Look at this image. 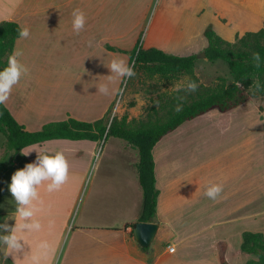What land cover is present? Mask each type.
Masks as SVG:
<instances>
[{
  "label": "crops",
  "instance_id": "crops-1",
  "mask_svg": "<svg viewBox=\"0 0 264 264\" xmlns=\"http://www.w3.org/2000/svg\"><path fill=\"white\" fill-rule=\"evenodd\" d=\"M134 1L0 0V21L15 20L30 30V36L18 37L14 47L23 52L19 58L23 64L44 55L59 60L69 53V48L70 51L74 48L71 23L74 9L85 13L86 24L98 25L99 38H106L107 24L124 22L123 15L117 12L122 13L129 5H139V0ZM185 1L167 0V5L178 7ZM244 7L263 14L259 25L262 28L264 12L250 3ZM222 30H217L222 38L235 41L237 36H228ZM208 44L206 37L202 48ZM102 49L104 62L100 59L96 66L99 72L101 69L106 72V54L114 51ZM123 54L126 53L113 56L122 57L129 64L130 57ZM60 65L58 68L62 69L70 66L64 62ZM105 76L106 73L101 80L99 74L95 90L87 92L88 98L79 109H60L56 100L42 104L37 98L42 78L32 73L13 88L5 105L30 131L68 117L94 121L109 110L107 96L96 87ZM64 80H50L54 94H62L63 87H75V83ZM139 105L140 102L133 109L123 107L132 111L127 113L128 119L145 115L137 108ZM5 139L0 131V151ZM107 141L52 139L24 147L22 150L32 149L27 156L22 150L16 155L15 165L4 172L0 182V213L5 214L2 224L15 225L12 217L16 215V204L8 190L11 176L34 162L37 151L63 152L69 165V178L58 191L48 193L44 186L38 189L41 203L35 218L42 227L26 234V244L17 253L15 264H31L33 254L40 257L39 264H247L257 259L256 255L243 252L241 245L245 231L264 233V98L249 99L227 111L211 109L182 123L156 143L153 154L158 205L153 221L159 224V229L147 250L125 228L126 224L138 221L143 201L137 168L139 153L125 140L122 148L129 158L120 166V181L114 187L127 196L132 219L112 236H108L109 229L91 225L106 222V204L101 199L107 185L98 163ZM209 182L223 186L216 200L204 195ZM81 188L84 195L77 209ZM67 233L69 251L67 255H59ZM41 242H46L47 247L40 248ZM170 245L174 247L172 252L168 249ZM8 257L13 260L12 255ZM5 259L3 255L0 264Z\"/></svg>",
  "mask_w": 264,
  "mask_h": 264
},
{
  "label": "rangeland",
  "instance_id": "rangeland-1",
  "mask_svg": "<svg viewBox=\"0 0 264 264\" xmlns=\"http://www.w3.org/2000/svg\"><path fill=\"white\" fill-rule=\"evenodd\" d=\"M134 2L132 0L131 3ZM138 2L139 5H129L123 8L122 13L117 12V14L123 15L124 22L108 23L106 38H99L97 24H85L79 34H74L73 51H70L69 48V53L59 60L55 59L56 56L51 55L37 56V61L25 60L24 64L29 69L35 67L33 72L29 70V73L37 74V77L42 78L41 87L37 90V98L42 100V104L49 100H56L60 109H79L82 106L81 102L88 98L87 92L95 90V83L100 80L99 74L101 80L105 73L106 75L110 74L108 68L106 72L103 69L99 72V68L96 66L99 65L100 59L101 63L104 62L102 57L105 52L102 48H106L107 44L129 51L138 45L142 48L156 47L177 55L195 54L198 58L194 74L199 83L214 85L217 84L220 77L225 78L229 83L232 78L226 62L221 59L212 61L206 57H200L206 48H202V43L206 41L205 32L208 28H212L218 34L217 30L223 31L224 28L226 35L240 37L247 31L259 30L260 16L263 17V14L250 11L244 5L250 3L257 10L264 12V0H240L239 2L233 0H186L178 7L168 6L167 0H139ZM263 22L264 19H262ZM47 49L45 48V50ZM114 52H107L105 64L115 57L114 54L121 53ZM123 55L129 56L128 53ZM63 62L66 66L68 64L70 66L66 67L67 69L58 68ZM134 71L136 73L134 77L126 78L125 81L117 82L115 85L123 90L121 93L107 95L110 117L114 115L120 117L124 113L130 114L132 111L123 110V107L133 109L136 105L138 106L139 102L140 105L137 108L145 112L146 107L159 94L171 93L172 86L185 77L191 79L190 75L185 73L150 78L145 76L141 70L135 69ZM54 78H65L64 81L75 83V87H63L61 88L62 94H54V89L49 83ZM108 139L98 163L102 178H105L107 185L106 193L101 199V202L106 204V222L105 224L92 223L91 225H100L109 229L108 236H112L115 234V230H120L125 222L132 218L131 211L128 209L127 196L114 187L115 183L120 181L119 168L122 163L127 161L129 154L122 148L125 144L124 140L116 137ZM1 153L2 150L0 155ZM83 195V188H81L77 209L82 204ZM67 237L68 233L59 249V255L61 253L67 255L69 251V246L66 244ZM1 259H3L2 245H0Z\"/></svg>",
  "mask_w": 264,
  "mask_h": 264
},
{
  "label": "trees",
  "instance_id": "trees-1",
  "mask_svg": "<svg viewBox=\"0 0 264 264\" xmlns=\"http://www.w3.org/2000/svg\"><path fill=\"white\" fill-rule=\"evenodd\" d=\"M20 24L15 20L0 21V69L6 66L8 56L14 51L19 36ZM208 46L204 49L209 60L221 59L228 64L231 82L220 77L217 84L206 85L198 82L194 74L197 55H176L156 47L142 48L136 45L132 50L107 44V49L128 53L129 65L147 76H172L178 73L189 74L199 85L195 92L181 91L159 94L140 118H129L127 113L121 117L107 114L94 121L68 117L62 120L49 121L40 129L30 131L21 124L5 104H0V131L6 139L0 155V182L4 172L15 165L16 155L26 146L42 143L52 139H91L107 141L116 137L128 142L139 153L137 164L139 181L143 191L142 209L138 221H153L157 213L158 189L156 188L155 162L153 148L168 132L182 123L198 117L211 109L227 111L249 99L264 98V26L257 31H247L235 41L222 38L212 28L205 32ZM260 53L261 66H254L253 53ZM134 62V63H133ZM259 80L262 87L259 91L250 89L252 82ZM240 82L237 88L233 83ZM182 97L183 99H178ZM158 101V103H156ZM182 111L176 112L177 104ZM5 214L0 213V224ZM134 223H128L130 235L133 236ZM147 250L149 247H142ZM243 252L254 254L247 264H264V233L245 231L241 245ZM3 264H14L7 257Z\"/></svg>",
  "mask_w": 264,
  "mask_h": 264
},
{
  "label": "clouds",
  "instance_id": "clouds-1",
  "mask_svg": "<svg viewBox=\"0 0 264 264\" xmlns=\"http://www.w3.org/2000/svg\"><path fill=\"white\" fill-rule=\"evenodd\" d=\"M72 30L79 34L85 27V13L77 8L72 11ZM21 38H28L30 30L27 27L18 29ZM23 52L19 49L14 50L7 58V64L0 69V104H5L13 88L18 85L23 77L29 75V68L20 61ZM252 60L256 68L261 66L260 53H253ZM134 63V62H133ZM105 66L110 74L105 76V80L96 85L97 90L102 95L119 94L123 90L115 87L117 82H123L126 78H132L136 75L133 66L122 57L112 58ZM237 88L241 87L240 82H233ZM199 85L196 81L185 77L172 86V92H195ZM262 85L257 79L252 82L250 89L259 91ZM178 99H183L178 97ZM158 103V101L156 102ZM176 112L182 111V105L177 104ZM32 149L22 150V154L27 156ZM37 151V150H36ZM36 160L27 163L23 168L17 169L11 176V182L8 185L12 197L16 204L15 225L9 226L6 222L0 224V245H3V255L7 258L12 255L14 264L17 253L20 252L26 244V234L39 231L42 227L40 221L36 219L41 203V195L38 189L44 186L48 193L58 191L69 178V165L66 156L61 151L49 153L47 150L37 151ZM223 191V186L218 183L209 182L204 195L209 199L216 198ZM40 248H46L47 243L41 242ZM40 257L36 254L31 256V264H39Z\"/></svg>",
  "mask_w": 264,
  "mask_h": 264
},
{
  "label": "water",
  "instance_id": "water-1",
  "mask_svg": "<svg viewBox=\"0 0 264 264\" xmlns=\"http://www.w3.org/2000/svg\"><path fill=\"white\" fill-rule=\"evenodd\" d=\"M200 57H206L203 51ZM159 229V224L154 221H136L133 226V236L142 247H149L153 243Z\"/></svg>",
  "mask_w": 264,
  "mask_h": 264
},
{
  "label": "built area",
  "instance_id": "built-area-1",
  "mask_svg": "<svg viewBox=\"0 0 264 264\" xmlns=\"http://www.w3.org/2000/svg\"><path fill=\"white\" fill-rule=\"evenodd\" d=\"M168 249H169V251H171V252H172V251H174V247H173V246H171V245L169 246V248H168Z\"/></svg>",
  "mask_w": 264,
  "mask_h": 264
}]
</instances>
